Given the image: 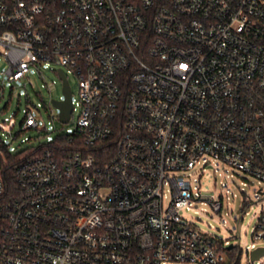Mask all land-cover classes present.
<instances>
[{
    "label": "built area",
    "instance_id": "2783aa9c",
    "mask_svg": "<svg viewBox=\"0 0 264 264\" xmlns=\"http://www.w3.org/2000/svg\"><path fill=\"white\" fill-rule=\"evenodd\" d=\"M0 48L11 82L52 64L63 94L65 68L79 82L72 132L0 136V264L232 263L181 212L203 201L197 165L264 183V0H0ZM35 129L28 111L20 134Z\"/></svg>",
    "mask_w": 264,
    "mask_h": 264
},
{
    "label": "rangeland",
    "instance_id": "374dc122",
    "mask_svg": "<svg viewBox=\"0 0 264 264\" xmlns=\"http://www.w3.org/2000/svg\"><path fill=\"white\" fill-rule=\"evenodd\" d=\"M0 48V136L13 131L17 136L12 145L15 148L45 143L57 134L72 132L76 126L79 111L75 112L74 120L65 124L52 117L50 111L51 97L60 100L64 97L61 81L55 71L59 67L52 64L44 65L41 73H30L25 79L11 82L6 75L8 62ZM71 86L73 99H79L78 78L65 68ZM55 82V89L50 93L46 85ZM31 112L36 119L39 129L21 133V124L27 112ZM4 134V135H3ZM30 141L22 144L21 140ZM193 187H197L203 195L202 202L193 203L190 211L183 210L181 215L187 220L205 229L224 241H229L239 251V264H252L248 260L247 249L264 246V242L254 237V229L264 211V195L259 193L264 183L247 176L224 163L216 162L209 166L197 165L192 171ZM196 179V181H195ZM223 197V209L216 213L211 205L214 199ZM249 200V201H247ZM169 199L166 203H169ZM239 246V247H238ZM254 264H260L255 262Z\"/></svg>",
    "mask_w": 264,
    "mask_h": 264
},
{
    "label": "water",
    "instance_id": "95a60500",
    "mask_svg": "<svg viewBox=\"0 0 264 264\" xmlns=\"http://www.w3.org/2000/svg\"><path fill=\"white\" fill-rule=\"evenodd\" d=\"M60 74L64 80V94H65L66 100L63 102H54V104L61 110V120L64 123H67L69 122L72 111H73L72 92H71V88H70L68 81L65 79V77L63 76L61 72ZM232 248H233V245L229 247V249H232ZM262 256H264V248H259L251 253V260L256 261Z\"/></svg>",
    "mask_w": 264,
    "mask_h": 264
},
{
    "label": "trees",
    "instance_id": "16d2710c",
    "mask_svg": "<svg viewBox=\"0 0 264 264\" xmlns=\"http://www.w3.org/2000/svg\"><path fill=\"white\" fill-rule=\"evenodd\" d=\"M3 176H4V179L8 185V189H12L14 187V180H13V172L10 168L6 167L4 170H3ZM3 221H2V217H1V212H0V233H1V230H2V227H3ZM236 250H233L232 252H230V255L232 257V263L231 264H239V259L236 260L237 256L235 253Z\"/></svg>",
    "mask_w": 264,
    "mask_h": 264
}]
</instances>
